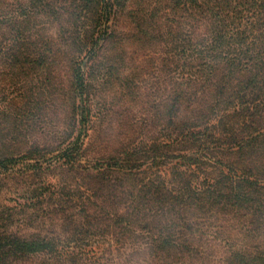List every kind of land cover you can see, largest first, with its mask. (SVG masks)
I'll return each instance as SVG.
<instances>
[{
  "label": "trees",
  "instance_id": "trees-1",
  "mask_svg": "<svg viewBox=\"0 0 264 264\" xmlns=\"http://www.w3.org/2000/svg\"><path fill=\"white\" fill-rule=\"evenodd\" d=\"M0 77V264H264V0H0Z\"/></svg>",
  "mask_w": 264,
  "mask_h": 264
},
{
  "label": "rangeland",
  "instance_id": "rangeland-1",
  "mask_svg": "<svg viewBox=\"0 0 264 264\" xmlns=\"http://www.w3.org/2000/svg\"><path fill=\"white\" fill-rule=\"evenodd\" d=\"M23 1V0H22ZM101 43H99L100 45ZM97 48V47H96ZM86 61H84V63L82 64V67L84 68V66L86 65ZM1 78V77H0ZM151 82V81H150ZM5 83L3 81H0V87H4ZM157 88V87H156ZM158 90V88H157ZM149 91L147 88L145 89V93ZM147 100L146 98H143L141 100V116L145 115L146 113H150L148 107L149 104L145 103V101ZM79 107H80V112L82 111V103L79 102ZM62 111H65V108L62 107ZM114 116V115H113ZM118 115H115L113 117V119L117 118ZM57 118L54 117V115H52V120L53 122H55ZM112 124L114 125V127H116L117 125L115 123L112 122ZM83 135L81 137V141L83 139H85L84 137V132H85V127L82 130ZM45 134H47V132L43 131V130H39L36 132L33 131H29L28 133H21V134H17V133H13V136L15 137V139L7 138V141L4 142V146H3V151L8 155L9 153H11V157L13 158H17V157H22V155H24L26 152L27 154H36L39 153V151H44V150H48L49 147L48 145H50L51 147L52 144L49 142L48 139H46L44 136ZM49 135V134H48ZM113 135H115L113 133ZM32 140H34L35 142H33ZM9 141H12L11 143ZM85 145L89 146L90 151L86 153V156L89 154V156H93L95 155L97 152L96 150V146L94 143V138L92 136V131H89L88 134V138L86 140ZM56 153H53L51 156H54ZM49 156V157H51ZM48 157V158H49ZM52 159H48L46 160V162H42V160L40 161V163L42 164V166L48 165L49 162H51ZM25 163H34V160H27L25 161ZM25 163H19L18 166H16V170H23L24 169V165ZM52 173H46L44 175H40V176H34L32 175V173H28L26 175L23 176H15V178L13 179H7V180H1L2 184H3V189L1 191L0 194H3L6 197V200H0V207L2 205L7 207H14L16 206V202H21L22 201V194L23 191L29 187L34 185V183H37L40 181V179L43 177L45 179H47V181H50L51 175ZM12 177V176H11ZM15 200V201H14ZM15 219V218H14ZM9 231H12L14 233H21L20 228L17 226L16 222H13L10 226H9ZM25 264H31V263H25ZM218 264V263H216Z\"/></svg>",
  "mask_w": 264,
  "mask_h": 264
}]
</instances>
